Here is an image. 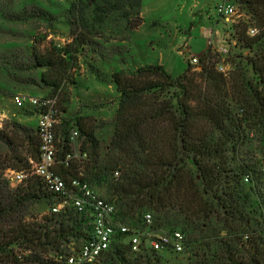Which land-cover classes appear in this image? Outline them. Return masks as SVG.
I'll list each match as a JSON object with an SVG mask.
<instances>
[{
    "label": "trees",
    "instance_id": "obj_1",
    "mask_svg": "<svg viewBox=\"0 0 264 264\" xmlns=\"http://www.w3.org/2000/svg\"><path fill=\"white\" fill-rule=\"evenodd\" d=\"M62 1L65 10L57 16L33 5L10 20L60 21L70 32L76 27L71 40L43 51L33 47L24 57L11 52L0 64L37 73L32 82L46 92L44 97H57L55 131L62 162L57 172L66 182L78 178L101 189L98 193L114 205L121 223L143 231L149 213L153 229L185 236V251L176 254L144 244L134 251L128 235L118 232L95 264H178L171 263L178 256H184L183 264H264V0H229L246 10L250 20L233 26L240 56L227 74L218 70L210 50L200 56L198 67L188 63L178 77L161 65L139 67L132 75L112 73L118 106L104 125L64 118L70 89L77 85L73 71L89 53L105 61L128 50L123 44L104 46L98 39L113 21H124L127 31L138 28L143 0ZM251 28L255 35L249 34ZM88 65L96 80L105 79L91 61ZM22 109L37 118L35 110ZM108 124L113 134L104 149L97 130ZM73 130L78 132L76 148L86 158L66 162L74 148ZM39 156L37 126L11 121L0 129V171L27 169L29 160L36 162ZM66 200L38 178L13 188L0 172V260L61 264L89 242V209L80 212L68 203L53 211ZM33 205L48 212L17 221Z\"/></svg>",
    "mask_w": 264,
    "mask_h": 264
},
{
    "label": "rangeland",
    "instance_id": "obj_2",
    "mask_svg": "<svg viewBox=\"0 0 264 264\" xmlns=\"http://www.w3.org/2000/svg\"><path fill=\"white\" fill-rule=\"evenodd\" d=\"M223 2L224 0H143L139 15L141 24L138 28L127 31L124 30V21L109 23L108 27L105 26L104 37L98 41L104 46L123 44L128 50L114 60H98L95 52L80 59L79 68L73 71L77 85L70 89L71 102L64 118L82 117L87 124L108 123L118 106V93L110 79L112 73L122 71L132 75L139 67L161 65L173 77L181 76L185 73L190 58L202 55L208 46L209 37L213 39V46L208 48L213 60L228 71L232 70L233 61H238L237 56H240L233 26L249 21L250 15L237 3H233L236 15L228 22L221 20L216 13V5ZM33 5H38L55 16L65 10L62 0H0V62L2 57L5 58L11 52H18L19 56L24 57L33 47L43 51L53 46H64L71 40V32L77 33L75 26L70 32L68 26L60 21L47 23L40 20H10L11 16L18 14L23 8ZM222 34L226 36L220 42ZM228 43L229 53H218V45ZM106 51L108 50L105 49L104 52ZM90 61L106 75L105 79L96 80L88 69ZM13 68L12 65L0 64V129L4 125L8 126L11 121L36 128V116L27 115L25 110L17 108L13 97H41L46 92L32 82L34 78L38 80L37 73H20ZM28 109L33 110L30 107ZM112 134L113 127L109 124L97 130L102 148L105 149L109 144ZM77 138L75 145H79ZM0 172L6 177L7 171ZM17 185L12 183L11 187L15 188ZM101 191L98 189V192ZM47 212V209L33 205L25 209L17 217V221L29 222L33 217L40 218ZM6 227L8 226L4 228ZM173 262L183 264L185 258L178 256V260H172L171 263ZM0 264L11 262L3 259Z\"/></svg>",
    "mask_w": 264,
    "mask_h": 264
},
{
    "label": "built area",
    "instance_id": "obj_3",
    "mask_svg": "<svg viewBox=\"0 0 264 264\" xmlns=\"http://www.w3.org/2000/svg\"><path fill=\"white\" fill-rule=\"evenodd\" d=\"M216 13L225 21L231 20L236 15L235 5L230 2H223L216 5ZM257 31L250 29L249 34L255 35ZM213 46V41H209V47ZM230 44L222 45L218 48V53L226 55L229 53ZM189 64L198 67L200 57L192 56ZM218 70L224 74L228 70L218 65ZM13 102L17 108H32L37 113V129L40 137V156L38 161L29 160V168L24 170L8 169L6 177L10 183L21 184L31 179H41L47 187L59 196H66L64 204L53 208L57 212L65 204H72L78 211L82 212L87 209L91 211L93 237L81 245L73 253L61 260V264H95L111 246L113 237L116 233L121 232L128 235V240L134 251H139L141 246L153 249L157 252L172 251L176 254H182L185 251V236L180 231L165 232L152 228V215L147 213L144 220L147 224L145 230L141 231L137 227H130L115 219V207L106 201L102 196L87 182L78 178L66 182L65 178L57 172V167L62 162L58 159V148L56 138V126L59 123L57 97H37L15 95ZM78 132L73 130L71 140L74 145L73 151L66 155V162L73 159H85L86 155H80L75 140ZM119 177V173H116Z\"/></svg>",
    "mask_w": 264,
    "mask_h": 264
},
{
    "label": "crops",
    "instance_id": "obj_4",
    "mask_svg": "<svg viewBox=\"0 0 264 264\" xmlns=\"http://www.w3.org/2000/svg\"><path fill=\"white\" fill-rule=\"evenodd\" d=\"M224 2H230L229 0H224ZM219 17V16H218ZM219 18H221V17H219ZM221 20H224L223 18H221ZM229 33V32H228ZM228 33H226V34H228ZM226 34H222L221 35V37L219 38V41L220 42H222L223 40H225V36H226ZM213 41V39H212V37H209L208 38V46H207V48L201 53V54H203L204 52H206L207 50H208V48H209V41ZM222 45H218V48H220Z\"/></svg>",
    "mask_w": 264,
    "mask_h": 264
}]
</instances>
